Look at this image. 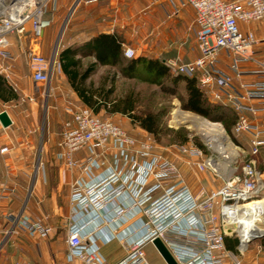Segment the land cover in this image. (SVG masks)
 I'll return each mask as SVG.
<instances>
[{
  "label": "built area",
  "instance_id": "2783aa9c",
  "mask_svg": "<svg viewBox=\"0 0 264 264\" xmlns=\"http://www.w3.org/2000/svg\"><path fill=\"white\" fill-rule=\"evenodd\" d=\"M81 0H75L70 13ZM170 14L179 7L193 10L192 30L198 56L183 62L178 56L161 61L171 75L196 79L197 87L210 103L228 107L234 121L230 133L236 145L234 167L220 171L211 155L191 144L172 145L163 151L150 136L136 137L122 126L101 118L89 107L63 97L65 118L61 124L54 160L61 176H70L68 216L65 228L66 264H111L103 256L104 246L117 242L124 256L113 264H148L144 248L158 239L175 264H244L247 243L262 234L264 217L259 210L243 208L257 200L264 209V160L257 159L264 149V130L252 126L249 114L256 110L253 99L264 100V84L250 89L238 80V62L254 60L251 48L264 42V0H167ZM56 0H0V58H11V34L22 35L27 25L36 37L49 21L47 9ZM52 12V11H50ZM259 29L241 31L240 25ZM224 50L231 56L230 73L217 69V55ZM125 58H135L136 50L123 45ZM56 53L47 57L28 51L27 66L37 86H46L45 97L54 96L50 86ZM259 63V62H258ZM264 74V64L259 63ZM0 74L11 81V67L0 62ZM34 103V96L21 102ZM238 150V153L236 152ZM0 148V154L8 152ZM233 158V159H234ZM207 174L210 188L197 179L192 191L184 172ZM36 173L44 179V164L38 159ZM216 179L219 185L214 186ZM45 180V179H44ZM4 192L13 190L3 188ZM10 227L0 237L10 239L23 231L29 237L47 236L52 229L45 218L10 216ZM264 222V220H263ZM242 238V230L250 233Z\"/></svg>",
  "mask_w": 264,
  "mask_h": 264
},
{
  "label": "crops",
  "instance_id": "0c3cea01",
  "mask_svg": "<svg viewBox=\"0 0 264 264\" xmlns=\"http://www.w3.org/2000/svg\"><path fill=\"white\" fill-rule=\"evenodd\" d=\"M74 1L56 0L55 9H47L45 19L49 23L41 36L36 37L29 25L22 35L11 34L8 48L11 58H0L1 63L11 67V81H6L4 75L0 74L4 79V91L0 92V113L5 111L11 121V125L6 128L0 124V148L7 147L9 150L0 154V232L10 227V216L19 214L31 219L45 218V223L52 229V233L47 236L28 237L21 230L10 239H4L2 235L0 264H66L64 239L71 178L66 176L64 179L61 176L60 166L54 160V155L61 124L66 117L62 96L74 102L79 101L57 65L50 81V86L56 93L51 96L54 99L47 108L54 110L58 126L51 131L47 130L45 134L38 125L36 108L39 98H45L37 93L40 88L45 91L46 86L34 84L27 66V52L34 51L47 57L55 52L57 59L61 49L105 34L117 37L121 51L123 45H129L136 50L137 56L144 58L161 61L176 55L187 62L198 56L192 30L193 10L189 6L179 7L175 14H170L167 0H81L70 13ZM173 1L178 4V0ZM240 29H252L255 34L259 33L254 24L240 25ZM58 34L61 37L56 48L54 42ZM251 54L254 60L238 62L240 75L232 79L233 88L238 80L243 81L250 89L264 84V74L259 72V63L264 64V42L254 45ZM81 61L82 67H85L96 62V58L89 55L81 57ZM230 62L231 56L221 50L217 55V69L230 73ZM95 67L115 68L116 75L121 76L113 65L97 63ZM26 96H34L36 101L21 102V98ZM250 103L256 110L254 115L248 116L250 124L263 131L264 100L257 98ZM38 159L44 164L45 180L36 173ZM184 175L192 191L197 188L196 178L200 179L203 186L210 188L205 175L194 176L187 171ZM3 188L13 192H4ZM56 235L61 241L57 248L51 243ZM113 246L121 250L119 258L111 255ZM101 252L111 264L124 256L123 249L117 242L104 246Z\"/></svg>",
  "mask_w": 264,
  "mask_h": 264
},
{
  "label": "rangeland",
  "instance_id": "374dc122",
  "mask_svg": "<svg viewBox=\"0 0 264 264\" xmlns=\"http://www.w3.org/2000/svg\"><path fill=\"white\" fill-rule=\"evenodd\" d=\"M60 37L61 35L58 34L55 39L54 46L56 48L59 45ZM115 71V68L112 67H95L82 84V88L85 90V92L93 96L92 98L94 104L91 107L93 109H98L96 115L104 119H109L110 121L122 126L124 129H126V131H128V133L132 134L133 136H150L153 142L155 143L156 148L161 151L172 145H180L187 143L198 147L197 144H200L202 145V147L199 148H202L204 150L205 155H211L213 159L221 161L220 158L222 156L221 153L223 150L214 151L212 149V146L208 145L215 153L220 156L219 157L206 146L207 144L204 142L201 136H199L194 130L188 129L187 127L182 125L174 126L171 124L173 118L172 111L175 108L180 109L182 112L190 113L180 108V103L176 97L161 93L156 85L145 83V81H141L139 79L134 78H123L119 75H116ZM4 79L6 81H9V79L6 77H4ZM37 94H42L45 96L44 90L42 88H40ZM178 94L179 96L183 95L182 85H179L178 87ZM128 96L131 97L134 102V113L136 115H141L144 113H158L157 123L159 131L156 136H153L141 129L136 122H133L132 118L129 115L122 114L119 112L112 113L110 111V108L112 107L111 104L115 102L118 103ZM53 99L54 97H40L37 101L36 109L38 112V125L40 126V128H43L45 134L47 130L51 131L54 127L58 126L57 121L55 119L54 110L51 108H47V105L49 106L52 103L51 100ZM78 101L81 104L79 97ZM6 106H9V104H7ZM192 115L197 116L195 114ZM197 117L200 118V116ZM218 124L219 123H217V125ZM219 125L221 126V124ZM221 128L228 142L233 146L236 145L231 133L224 130L222 126ZM224 148L225 147H223V149ZM236 152L238 153V150H236ZM231 158L232 160L229 163H225L227 164V167L236 166L234 165L235 158ZM257 159L259 160V162L264 160V149L260 150V154L258 155ZM199 175H205L207 178H209L207 174ZM219 183V179H216L213 185L217 186L219 185ZM251 206H260L261 208H263V201H254L247 205V208ZM262 214L264 215V211H262ZM263 223L264 222H262V224ZM262 230L263 231L261 235L256 236V238L250 240L247 243V250L242 257V262L244 264H264V227ZM60 242L61 241H59L57 235L53 239H51L52 245H54V247L56 248L58 247V245H60ZM144 253L145 259L148 264H165L152 244H149L144 248ZM121 254V250H119L116 246H113L111 248V255H113V257L119 258Z\"/></svg>",
  "mask_w": 264,
  "mask_h": 264
},
{
  "label": "trees",
  "instance_id": "16d2710c",
  "mask_svg": "<svg viewBox=\"0 0 264 264\" xmlns=\"http://www.w3.org/2000/svg\"><path fill=\"white\" fill-rule=\"evenodd\" d=\"M94 55L96 62L82 67L81 57ZM57 62L60 70L66 76L70 87L79 97L81 104L89 107L95 114L98 109H93V96L87 94L82 88L84 80L89 76L97 63L109 64L117 68L124 78L139 79L145 83L156 85L161 93L176 97L180 108L200 116L209 122L219 123L224 130L230 132L234 115L228 107L219 103H210L197 87L196 79L187 75H171L158 59L125 58L120 50L117 37L113 35H98L82 44L65 47L58 52ZM182 85L183 95L178 94V87ZM4 91V79L0 76V92ZM112 113L129 115L145 132L156 136L159 127L158 113H134V102L131 97H126L120 102L111 104ZM183 141V140H182ZM198 147L202 145L197 144Z\"/></svg>",
  "mask_w": 264,
  "mask_h": 264
},
{
  "label": "bare ground",
  "instance_id": "6f19581e",
  "mask_svg": "<svg viewBox=\"0 0 264 264\" xmlns=\"http://www.w3.org/2000/svg\"><path fill=\"white\" fill-rule=\"evenodd\" d=\"M172 116H173L172 122H171L172 125H174V126L182 125V126L187 127L188 129L194 130L199 136H201V138L204 140V142L207 145L205 143L204 144L212 152H214L216 150H218V151L223 150L221 153L222 162H220L218 164L215 163V167L220 171H225L226 165H227L225 163H227V162L229 163L232 160L231 157H235L236 153H235V150L233 149L232 145L228 142L226 136L224 135L222 128L217 124L210 123L207 120H203L201 118H198L197 116H194L190 113L182 112L178 108H175L172 111ZM208 145L212 146V149L214 151ZM223 147H225V148L223 149ZM215 154H217V153H215ZM223 162L225 165L223 164ZM257 201H262V200H257ZM252 202H254V201H252ZM252 202H250V203H252ZM250 203L244 205L243 208H247V205H249ZM250 208H252L253 211H255L257 209L261 213H262V211H264V209L261 208L260 206H251ZM262 220L263 219H261V221ZM253 226H254V228L252 229V231L249 234L246 233L245 230H242V235H243L242 238L247 239V238H249V235L251 233H253L255 230H261V228H259L258 225H253Z\"/></svg>",
  "mask_w": 264,
  "mask_h": 264
},
{
  "label": "water",
  "instance_id": "95a60500",
  "mask_svg": "<svg viewBox=\"0 0 264 264\" xmlns=\"http://www.w3.org/2000/svg\"><path fill=\"white\" fill-rule=\"evenodd\" d=\"M0 124L4 128H6V127L11 125V121H10V119H9V117H8V115H7V113L5 111L0 113ZM214 124H217V123H214ZM151 244L154 246V248L156 249L157 253L162 258V260L164 261L165 264H175V262L173 261L172 257L170 256V254L168 253L166 248L163 246V244L158 239H154Z\"/></svg>",
  "mask_w": 264,
  "mask_h": 264
}]
</instances>
